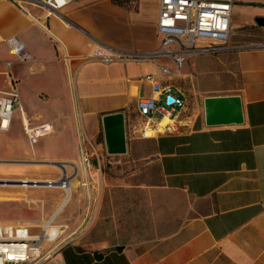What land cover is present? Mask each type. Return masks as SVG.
<instances>
[{"label":"crops","instance_id":"0c3cea01","mask_svg":"<svg viewBox=\"0 0 264 264\" xmlns=\"http://www.w3.org/2000/svg\"><path fill=\"white\" fill-rule=\"evenodd\" d=\"M23 7L0 0V88L7 86L2 62L15 59L4 40L16 36L31 57L12 65L20 129L21 117L29 126L50 123L40 137L55 150L41 156L73 176L69 197L74 179L86 193L77 233L41 264H264V48L246 47L262 40L255 18H264V0H233L227 48L192 55L178 76L159 79L183 96L180 131L125 135V153L112 155L106 172L101 116H134L136 101L154 96L142 77L156 66L84 58L94 48L158 47V0H74L47 16ZM231 94L242 122L206 126L202 98ZM83 138L98 155L89 170L80 161ZM62 200L48 223L71 203ZM16 223L23 224H0Z\"/></svg>","mask_w":264,"mask_h":264},{"label":"built area","instance_id":"2783aa9c","mask_svg":"<svg viewBox=\"0 0 264 264\" xmlns=\"http://www.w3.org/2000/svg\"><path fill=\"white\" fill-rule=\"evenodd\" d=\"M24 11L23 4L30 3L46 10L45 16L56 14L59 9L74 0H8ZM233 0H158L155 20V32L159 38L158 47L151 50L112 49L102 51L92 49L84 61H97L104 64L115 61L152 62L156 66L155 74H147L142 80L150 84L154 96L140 97L136 101V114L124 121L125 135L147 137L154 134L176 133L181 129L178 117L185 107L182 94L170 83L161 84L160 78L178 76L185 61L196 54H214L227 48L230 37V12ZM68 25L69 23L66 22ZM262 40L248 48H264V26ZM9 52L14 60H5L4 76L7 86L0 88V132L8 129L14 110L21 115V105L16 89V80L12 74L15 62H28L30 55L16 36L5 38ZM166 119L162 123L163 119ZM21 129L30 147L38 137L48 134L51 125L48 122L29 126L21 117ZM81 149L80 161L85 170H89L91 159L98 155L92 143ZM64 173V175H63ZM71 174L65 170L59 177L44 179L45 188L59 189L64 194L70 192ZM69 179V180H68ZM29 185L38 184L37 180ZM50 223L42 225L36 235L30 233L24 224H0V264H41L46 259L41 247L44 242L53 243L58 239L57 231L45 234Z\"/></svg>","mask_w":264,"mask_h":264},{"label":"rangeland","instance_id":"374dc122","mask_svg":"<svg viewBox=\"0 0 264 264\" xmlns=\"http://www.w3.org/2000/svg\"><path fill=\"white\" fill-rule=\"evenodd\" d=\"M19 119V112L14 110L9 130L0 132V180L26 179L31 182V180L43 181L56 178L59 172H62L61 168L43 162L57 161L41 156L46 151L55 150L49 139L40 137L36 144L30 147L20 129ZM165 121L164 118L162 123ZM147 134L150 135L152 132ZM111 156H104L101 163L102 171H107L108 160ZM93 179L98 181L99 176L93 175L92 177L91 175L90 181ZM19 183L9 185H19ZM91 185L94 186L92 188L90 186L89 189H94V195L97 193L99 185L97 182L91 183ZM31 187L33 186L19 188V186L0 185V223H23L29 227L32 235H36L61 199L64 198V193L59 189L45 188V186ZM70 198L71 203L62 209L46 229V231L55 229L59 236L53 243L44 242L42 244L41 251L44 254H49L77 233L76 227L86 204V193L80 188L76 179L71 184Z\"/></svg>","mask_w":264,"mask_h":264},{"label":"water","instance_id":"95a60500","mask_svg":"<svg viewBox=\"0 0 264 264\" xmlns=\"http://www.w3.org/2000/svg\"><path fill=\"white\" fill-rule=\"evenodd\" d=\"M255 22L264 26V18L257 17ZM204 123L206 126L237 125L242 122L241 103L238 95H215L202 98ZM103 144L107 155L123 154L125 147L124 116L121 111L101 116ZM60 166L57 162H43ZM28 183L26 180H0V184Z\"/></svg>","mask_w":264,"mask_h":264},{"label":"bare ground","instance_id":"6f19581e","mask_svg":"<svg viewBox=\"0 0 264 264\" xmlns=\"http://www.w3.org/2000/svg\"><path fill=\"white\" fill-rule=\"evenodd\" d=\"M23 121L24 122H26V117H24L23 118ZM46 134H44V135H42V136H45ZM60 168H62L61 167V165L59 166ZM63 169V168H62ZM63 170H65V169H63ZM63 175H64V173H63ZM66 176H68L67 175V173H66ZM69 180V179H68ZM26 182H28V180H26ZM45 181H38V184H36V185H29V186H33V187H39V186H42V184H45L44 183ZM28 183H19V185L20 186H25V188H26V186H28L27 185ZM4 185V184H3ZM69 199H70V197H69V194L68 193H66L65 194V197L63 198V202H62V207L63 206H65L66 205V203L69 201ZM62 210V209H61ZM50 221V220H49ZM51 222V221H50ZM48 223V221L45 223V224H47ZM44 224V225H45ZM51 225V224H50ZM52 227V226H51ZM56 230L55 229H49V230H47V231H45V234L47 235V234H50L51 232H55ZM62 231V230H61ZM62 235V234H61Z\"/></svg>","mask_w":264,"mask_h":264},{"label":"trees","instance_id":"16d2710c","mask_svg":"<svg viewBox=\"0 0 264 264\" xmlns=\"http://www.w3.org/2000/svg\"><path fill=\"white\" fill-rule=\"evenodd\" d=\"M113 1H115V2H122L123 0H113Z\"/></svg>","mask_w":264,"mask_h":264}]
</instances>
